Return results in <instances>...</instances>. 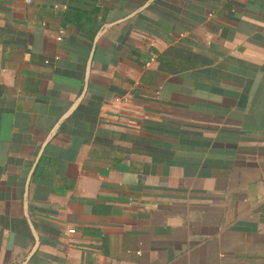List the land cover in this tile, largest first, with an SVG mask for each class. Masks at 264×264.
<instances>
[{"label":"crops","instance_id":"crops-1","mask_svg":"<svg viewBox=\"0 0 264 264\" xmlns=\"http://www.w3.org/2000/svg\"><path fill=\"white\" fill-rule=\"evenodd\" d=\"M0 264H264V0H0Z\"/></svg>","mask_w":264,"mask_h":264},{"label":"built area","instance_id":"built-area-1","mask_svg":"<svg viewBox=\"0 0 264 264\" xmlns=\"http://www.w3.org/2000/svg\"><path fill=\"white\" fill-rule=\"evenodd\" d=\"M68 232L69 233H73V232H75V230L74 229H69Z\"/></svg>","mask_w":264,"mask_h":264}]
</instances>
